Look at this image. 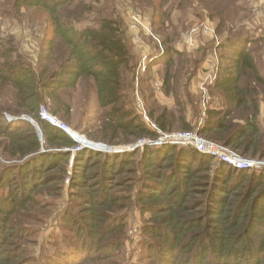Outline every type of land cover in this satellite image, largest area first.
<instances>
[{
    "label": "trees",
    "instance_id": "1",
    "mask_svg": "<svg viewBox=\"0 0 264 264\" xmlns=\"http://www.w3.org/2000/svg\"><path fill=\"white\" fill-rule=\"evenodd\" d=\"M128 1L144 2L153 19L167 24L165 6L171 0ZM202 2L186 0L190 8ZM11 4L17 14L46 15L52 30L36 68L14 46L0 45V264H133L125 247L135 212L143 223L141 259L135 264H264V167L238 169L191 146L172 144L122 153L82 148L71 162L78 143L40 117L46 104L71 123L73 107L63 92L83 83L105 107L94 130H85L90 140L120 145L160 138L127 103L125 79L134 73V46L123 18L108 11L115 0ZM205 10L226 35L219 45L215 96L198 133L243 157L264 159V73L258 65L264 26L234 33L225 25L233 16L230 7ZM91 15L97 17L84 25ZM163 42L169 45L167 58L151 65L164 60L163 89L176 96L171 36ZM161 105L154 100L149 112L160 130L194 128L185 104L179 116ZM7 115H29L42 138L27 121ZM51 220L60 234L47 233Z\"/></svg>",
    "mask_w": 264,
    "mask_h": 264
},
{
    "label": "rangeland",
    "instance_id": "2",
    "mask_svg": "<svg viewBox=\"0 0 264 264\" xmlns=\"http://www.w3.org/2000/svg\"><path fill=\"white\" fill-rule=\"evenodd\" d=\"M187 1L189 3L191 2V0ZM195 3L192 2V5ZM187 4L186 0H171L166 4L165 9L168 15L164 17V20L167 22L165 26H162L160 19H157L156 16L154 19L152 18V10L148 8L147 4L141 1L134 4L128 0H115L114 6L108 10L110 14L123 18L127 37L131 41V45L134 46V73L132 77L128 75L125 79L127 103L133 106L137 114L147 121L153 129L154 127L151 124L152 121L149 117V112L153 108L154 100L162 104L161 108L168 107L175 110L176 113L185 104L187 107V120L194 127L191 129L192 131L199 132L198 129L207 116V110L215 96V90L212 86L215 83L221 64L220 55L223 52V50L219 49L220 42H222L221 35L223 33L226 35V32L225 30H218V19L211 18L210 14L205 10V6L214 8V10H217L218 4H224L230 7L233 16H229L225 25L232 28L234 33L239 32L241 34L243 26H246L252 31H254V28L264 26V0H203L202 3L193 6V8H190ZM103 5L105 4H101L99 7L106 11L107 9ZM132 13L140 14L143 18L151 22L150 33L143 30H136L140 34V41H136L135 32L130 27V15ZM157 15L159 16V14ZM96 17V15L88 16L86 22L83 24H90L89 22ZM46 20V15L33 12L32 10H24L21 14H17L12 10L11 0H0V45L4 47L14 46L28 63L34 68L38 67L41 51L45 46L44 41L50 34L47 35V33L52 30L50 23L46 22ZM205 25H210L213 31L204 32L202 28ZM193 29H196L195 33H192ZM167 35L171 36L172 42L170 48L175 53V65L171 73L179 81L177 97L175 95L174 97L171 94H165L163 89V81L166 77L167 70L164 60L151 65L160 56L163 59L167 58L165 56V49L169 45H165L163 42L164 36ZM190 36H193L194 42L192 44L189 42ZM254 36H258L257 32H255ZM162 50L163 54H160ZM150 56H155L156 58L143 71L139 67L140 63L144 57L149 58ZM258 59L260 70L264 73V63H262L264 62V57H259ZM63 95L73 107L71 123H67L62 117L51 113L46 104H42L41 109L45 108L75 132L83 135L85 138L83 136L78 137L80 143L86 142V140L92 141L86 136L87 133L85 130H94L92 126H94L97 118L100 122L105 107L100 105L95 93L83 83L77 88L64 91ZM177 100L181 101L182 106L176 105ZM22 116L32 119L38 125L29 115H16L13 117L7 115L6 117L22 121L24 120ZM146 116L149 117V120L146 119ZM24 121L27 120L25 119ZM27 122L33 126L31 122ZM184 131L190 130L173 132L178 133ZM159 135L161 134L159 133ZM98 143L110 147L131 145L130 143L120 145H109L103 142ZM70 161L72 162V159ZM66 185L68 184L65 183V199L63 205L66 204L65 200L68 197V188ZM132 215L128 228L129 240L125 248H127V257L130 259V263L135 264L141 259L140 250L137 252V247L141 241L140 228L143 223L138 212ZM56 226L57 228H55ZM46 229L47 233L57 231L60 234L61 232L58 224H52V220Z\"/></svg>",
    "mask_w": 264,
    "mask_h": 264
},
{
    "label": "built area",
    "instance_id": "3",
    "mask_svg": "<svg viewBox=\"0 0 264 264\" xmlns=\"http://www.w3.org/2000/svg\"><path fill=\"white\" fill-rule=\"evenodd\" d=\"M150 24L151 22L142 17V15L137 13H132L130 15V27L135 32V39L136 41H140V34L136 32V30H143L147 33H150ZM142 26V27H140ZM202 30L204 32L213 31L211 26L205 25L203 26ZM196 29L192 30V33H195ZM189 42L192 44L194 42L193 36L189 37ZM160 54H163V50ZM155 56H150L149 58H145L140 63V68L144 71L146 70L148 64L155 60ZM40 117L53 125L54 127L66 132L73 138L74 141L78 143V146L71 149L73 152L71 155V159L77 151L82 148H92L97 149L100 151H107V152H116L122 153L128 150H134L136 148H143L145 146H152V145H163V144H172V145H183V146H191L196 149L198 152L202 154L212 155L217 160L224 161L229 165H232L238 169H248V170H258L264 167V159H256V158H246L237 153L232 152L228 148L216 144L210 140L205 139L201 136L197 131H184V132H173V133H165L158 128V126L151 122L154 129L157 130L162 136H160L157 140H141L138 143H130L131 145H123V146H108L105 144H101L94 141H87L80 143L78 140L80 135L78 132H75L71 129L66 123L59 120L56 116H53L50 112H48L45 108L40 109ZM146 119L149 120V117L146 116ZM83 138H85L83 136ZM66 183H69V178L66 179Z\"/></svg>",
    "mask_w": 264,
    "mask_h": 264
},
{
    "label": "water",
    "instance_id": "4",
    "mask_svg": "<svg viewBox=\"0 0 264 264\" xmlns=\"http://www.w3.org/2000/svg\"><path fill=\"white\" fill-rule=\"evenodd\" d=\"M22 118L25 120H27V121H29V122H31L32 124H33V126L35 127V129H36V131H37V133L39 134V136L40 137H42V133H41V130H40V128H39V126L32 120V119H30V118H25V117H23L22 116ZM11 119H13V118H11Z\"/></svg>",
    "mask_w": 264,
    "mask_h": 264
}]
</instances>
